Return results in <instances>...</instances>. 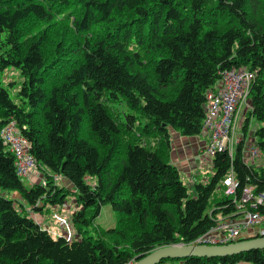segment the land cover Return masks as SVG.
I'll use <instances>...</instances> for the list:
<instances>
[{"label":"trees","instance_id":"trees-1","mask_svg":"<svg viewBox=\"0 0 264 264\" xmlns=\"http://www.w3.org/2000/svg\"><path fill=\"white\" fill-rule=\"evenodd\" d=\"M260 1L0 0V76L13 68L22 77L18 100L12 83L0 78V190L24 201L0 191V264H130L158 247L191 244L221 219L241 216L246 186L264 193V165L247 161L244 138L234 157L228 151L214 156L210 178L195 179V194L162 144L170 139L169 128L198 136L207 91L222 71L247 66L255 73L250 114L262 122L255 136L264 157V25L247 8ZM63 17L64 25L73 23L74 39L57 45L73 55L67 60L66 54H45L51 32L26 29L33 19L54 23ZM105 96L123 97L146 119L137 137L128 135L136 128L133 115L119 121ZM12 120L29 140L46 184L27 185L17 174L1 136ZM243 129L247 135L248 119ZM140 135L160 141L151 147ZM231 169L236 198L225 193ZM56 175L72 189L53 181ZM68 194L82 205L72 216L78 228L87 229L102 206L111 204L118 223L105 232L114 243L82 231L79 238L55 237L25 207L42 212L65 204ZM246 208L264 216V204ZM173 260L264 264V248Z\"/></svg>","mask_w":264,"mask_h":264},{"label":"rangeland","instance_id":"rangeland-1","mask_svg":"<svg viewBox=\"0 0 264 264\" xmlns=\"http://www.w3.org/2000/svg\"><path fill=\"white\" fill-rule=\"evenodd\" d=\"M247 8L249 9L250 13L254 15L255 17H258V19L260 20V23L264 25V0H261L260 4L257 5L255 9H253V6H251L250 4L247 5ZM64 18L65 17H63L62 19H57L54 23L53 22H40L34 19L26 22V25L29 27L26 29L32 30V33H40L46 30H48L49 33L50 32L52 33V34L50 33L51 39L48 45L45 47L44 51H45V54H47L48 56H52L53 58H55L56 56L59 57L61 55H64L67 52V50L63 51V49L57 48L58 43H61L62 45H66L67 41H72L74 39L72 38L73 30L70 27V24L71 26H73V23H71L70 21H67V23L65 24H68L69 26L64 25L61 22V20H63ZM72 20H73V16H72ZM95 29H96V26H95ZM132 46L135 47L134 44H132ZM140 54L143 55V53H140ZM64 56L65 58L63 60H67L69 58H72L69 56H73V55L66 54ZM0 78L2 79L3 84L12 83L13 87L11 86L9 87L11 95L13 96L15 100H18L16 98V94L18 93L19 87L22 82V77L20 75V72L13 68H9L1 74ZM171 89H169L168 91H170ZM103 100L104 102H107V105L109 107L111 106L113 107L112 112L114 113V115L119 121L124 123L127 115L129 114L133 115V117L136 120V125H135L136 128L132 130V132H130L128 135L131 138L137 137L138 132L140 130L139 129L140 125L145 124L146 119L141 118L139 116V113L136 110L130 108L127 101L123 97H118L117 99H111L108 96H105ZM251 109H252V101H251L250 95H248L247 98L242 103H240L238 107V112L236 115L235 131H234V136H233V150H235L237 146L236 145L237 141L239 142L243 138L246 141L245 144L247 145L244 149L245 157L248 155L247 149L249 148L250 144H253L256 142V141H253L255 140V137H256L255 136L256 128L262 124V122L259 121L257 118L251 116L250 114ZM247 119H248V131H247V135H245L243 128H244V125ZM169 134H170V137H169L170 139H168L167 141L165 140L162 141V144L166 143V145L164 146L167 147L168 152H170V155L171 153H173L174 155L180 154L183 157H186L184 156L185 153H188V152L192 153L193 151L192 149H194V146L197 144V141L193 139V137L184 136L179 131L174 130L173 128H169ZM123 137H127V136L124 135ZM140 138H142V140L146 142L148 146H151V147L156 146L158 142L160 141L159 137H157L156 135L155 136L140 135ZM199 140L202 142V144L205 142L204 137H201V139L199 138ZM212 159L213 157H211L210 159H207L206 161H203V164H200L199 160L196 161L197 166L195 168V171H193L190 176H188L187 174L188 172L186 170L185 172L183 168L180 171L182 172L181 173L182 178L188 185L191 194H195L196 192L195 186H194L195 179L208 180L210 178L209 176H211V173L213 171V160ZM247 161L249 162L250 159L248 158ZM256 163H257L256 166L257 165L261 166V164L264 165V157L263 156L259 157ZM22 179L27 185L31 183H38V182H43L44 184H46L47 182V176L45 175V171L43 167L41 166H37L33 174L30 175L28 178H22ZM52 179L53 181H56L58 184L72 189L71 187L73 185L72 184L68 185L65 178L64 180L62 179V177L56 175V176H53ZM0 191L8 197L17 198L19 199V201H23L22 197L21 196L17 197L16 196L17 193L14 191H9V190H0ZM219 195H220V190H218L216 194V198ZM25 207L28 210V214L32 217H35L37 220H39L40 221L39 223L41 224V226L45 229H48L50 233L55 237L60 236V235H66L71 238H79L80 235L78 233L82 231V233L85 235L90 234L97 238H102L106 241H110L111 243L115 242V238L112 235L111 236H109V234L107 235V233L105 232L109 228H115L118 223V214L117 212L113 210L110 203H107L102 206L100 214L97 216V218L94 221H92L91 226H89L87 229H84V227L82 226L78 228L77 225L75 227L74 223L72 222V216L76 213V211L82 208V205H80L76 201V196L74 194H68L65 204L50 205L47 208H43L42 212L34 211L33 209H30V206L27 204H25ZM261 227L264 228V223ZM119 244L121 248L127 247V243H125L124 241H120ZM184 244L185 243H180L176 245H184ZM135 261L136 260L133 259L131 263ZM179 263L180 262L178 260L166 259L161 264H179ZM247 264H251V263H247Z\"/></svg>","mask_w":264,"mask_h":264},{"label":"built area","instance_id":"built-area-1","mask_svg":"<svg viewBox=\"0 0 264 264\" xmlns=\"http://www.w3.org/2000/svg\"><path fill=\"white\" fill-rule=\"evenodd\" d=\"M254 79L255 73L247 66L232 67L222 71L219 79L207 91L203 129L198 135L199 138H205L197 156L200 164L211 157L214 158L218 152L228 151L230 156L234 157L233 136L238 107L250 94ZM1 136L5 147L14 156L17 174L21 178H28L38 166L35 156L31 153L29 140L22 135L14 120L2 128ZM253 141L256 142L248 143L250 146L247 149V160L249 158V162L256 166L257 159L263 154L257 144L256 137ZM239 142L237 141L236 145ZM224 183L225 193L236 198L238 185L232 169L225 177ZM246 204H250L252 207L264 204V193H257L252 186H246L238 205L241 210H244V213L237 218L221 219L218 224L199 236L193 243L226 244L243 237L264 233V228L261 227L264 223V216L259 211L246 208ZM67 238L71 237L67 236ZM218 264L247 263L220 261Z\"/></svg>","mask_w":264,"mask_h":264},{"label":"water","instance_id":"water-1","mask_svg":"<svg viewBox=\"0 0 264 264\" xmlns=\"http://www.w3.org/2000/svg\"><path fill=\"white\" fill-rule=\"evenodd\" d=\"M261 248H264V233L226 244L192 243L162 246L130 264H160L166 259H183L191 256L224 258Z\"/></svg>","mask_w":264,"mask_h":264},{"label":"crops","instance_id":"crops-1","mask_svg":"<svg viewBox=\"0 0 264 264\" xmlns=\"http://www.w3.org/2000/svg\"><path fill=\"white\" fill-rule=\"evenodd\" d=\"M190 137H193V139H195L197 141V144L194 146V149H192L193 150L192 153L191 152L185 153L184 156H186V157H183L180 154L174 155L173 153H171V155H170L171 162L174 163L180 171L182 170V168L184 171L186 170L188 172L187 173L188 176H190L192 174V172L195 171V168L197 166L196 161H198V159H197L198 151H199V148H201V146L203 145L202 142L198 138L199 136H190ZM257 166H259V165H257ZM261 166H262V164H261ZM16 196L17 197L19 196L18 193L16 194ZM33 218L36 219L35 217H33ZM37 221L40 222L39 220H37Z\"/></svg>","mask_w":264,"mask_h":264},{"label":"bare ground","instance_id":"bare-ground-1","mask_svg":"<svg viewBox=\"0 0 264 264\" xmlns=\"http://www.w3.org/2000/svg\"><path fill=\"white\" fill-rule=\"evenodd\" d=\"M167 39V38H166ZM11 70V69H10ZM208 163V162H207ZM210 177V176H209Z\"/></svg>","mask_w":264,"mask_h":264}]
</instances>
